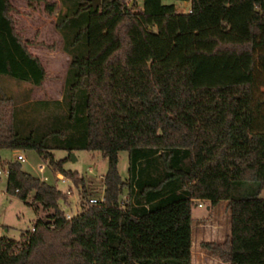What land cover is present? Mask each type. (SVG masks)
Returning a JSON list of instances; mask_svg holds the SVG:
<instances>
[{
	"label": "trees",
	"instance_id": "obj_1",
	"mask_svg": "<svg viewBox=\"0 0 264 264\" xmlns=\"http://www.w3.org/2000/svg\"><path fill=\"white\" fill-rule=\"evenodd\" d=\"M59 1L55 29L70 57L61 98L30 103L48 119L44 129L22 132L9 107L0 149L34 151L83 195V177L52 151H99L102 197L89 203L87 195L65 219L57 204L65 194L0 159L6 192L24 202L31 193L34 212L35 204L50 210L18 240L0 237V264H191L197 200L226 202L229 213L228 235L202 248L226 264H264V130H252L264 0H141V9L135 0H99L95 10L90 0ZM167 1H189V11ZM43 8L51 14L54 4ZM12 10L0 0V76L40 87L45 70Z\"/></svg>",
	"mask_w": 264,
	"mask_h": 264
},
{
	"label": "rangeland",
	"instance_id": "obj_2",
	"mask_svg": "<svg viewBox=\"0 0 264 264\" xmlns=\"http://www.w3.org/2000/svg\"><path fill=\"white\" fill-rule=\"evenodd\" d=\"M141 0H135L139 5ZM45 70V69H44ZM48 72L50 69H47ZM47 70H45L47 72ZM57 72V70H55ZM55 72L49 76L40 87L33 86L26 81H16L7 76H0V120L5 119V113L9 107L16 109V118L20 120L19 128L26 132L32 126H38L44 129L48 124V119L43 113L37 114L31 107V102L39 99H51L52 97L61 96L63 83L59 82ZM2 94L9 99L6 102L2 99ZM61 98V97H60ZM264 99V73L258 71L255 74V83L252 91V105H257V111L252 121V130H264V102L258 104V101ZM52 123H49V126ZM3 125L0 121V128ZM43 127V128H42ZM20 152L24 156V161L20 162L22 171L33 177L43 180L45 183L53 185L58 191L64 194L68 189L70 194L59 198L58 207L69 217L78 213L81 204L88 197H98L102 193L101 176L105 173L107 163L105 157L99 151L75 150L66 152L64 150H53L55 160L64 159L62 169L75 171L78 176L84 179L86 193L80 192L81 188L75 186L72 181L65 178L57 172H53L39 155L32 150H12L0 149L1 161H16L15 155ZM42 166L39 171L38 166ZM127 153L120 151L118 153L117 172L121 178L126 175ZM45 179H42V178ZM7 173L5 171L0 175V237L6 236L12 240H18L20 233L29 230L33 221L37 218H43L50 210L42 211L40 205L37 211L25 202L31 200V193L25 202L18 199L17 196L6 192ZM258 197L264 198V188L259 192ZM126 199L125 192L120 198L122 205ZM190 254L191 264H226L219 261L207 250L201 247L200 243L204 241L221 242L228 235L229 231V213L225 202H219L214 207H210L204 201H195L191 208L190 223Z\"/></svg>",
	"mask_w": 264,
	"mask_h": 264
},
{
	"label": "crops",
	"instance_id": "obj_3",
	"mask_svg": "<svg viewBox=\"0 0 264 264\" xmlns=\"http://www.w3.org/2000/svg\"><path fill=\"white\" fill-rule=\"evenodd\" d=\"M9 1L13 7L11 15L15 20L17 34L23 41L30 42L28 51L38 58L42 67L45 70L50 69L49 72L48 70L47 72L45 71V79L42 83H44L49 76H52L54 72L55 76L53 77H58L59 82L63 83L70 57L63 51L62 37L55 29V17L61 10L60 1L45 0L54 4V9L51 14H47L44 11L43 0ZM165 3H172L177 12L186 13L189 11V1H167ZM136 8L141 9V1L139 5L136 3ZM55 70H57V72ZM60 97L61 96L57 95L48 100H59ZM42 179L45 178L43 177Z\"/></svg>",
	"mask_w": 264,
	"mask_h": 264
},
{
	"label": "built area",
	"instance_id": "obj_4",
	"mask_svg": "<svg viewBox=\"0 0 264 264\" xmlns=\"http://www.w3.org/2000/svg\"><path fill=\"white\" fill-rule=\"evenodd\" d=\"M15 160H16V161H19V162H23V161H24V156L22 155V153L18 152V153L15 155ZM38 169H39V171H41V170H42V166L39 165V166H38ZM2 172H3V170H2V168L0 167V175L2 174ZM64 194H65V195L70 194L69 189H67V190L64 192ZM101 197H102V193H101L98 197H91V198H89L88 201H89V203H95L97 200L101 199ZM64 216H65V219H69V218H70V217H69L67 214H65V213H64Z\"/></svg>",
	"mask_w": 264,
	"mask_h": 264
},
{
	"label": "water",
	"instance_id": "obj_5",
	"mask_svg": "<svg viewBox=\"0 0 264 264\" xmlns=\"http://www.w3.org/2000/svg\"><path fill=\"white\" fill-rule=\"evenodd\" d=\"M131 3H132V1H131ZM131 3L129 6H131ZM98 4H99V0H90L88 6L91 7L93 10H95L97 8Z\"/></svg>",
	"mask_w": 264,
	"mask_h": 264
}]
</instances>
